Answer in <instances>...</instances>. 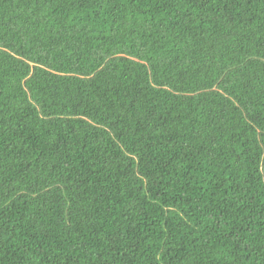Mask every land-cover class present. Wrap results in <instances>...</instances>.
Wrapping results in <instances>:
<instances>
[{"label": "trees", "instance_id": "trees-1", "mask_svg": "<svg viewBox=\"0 0 264 264\" xmlns=\"http://www.w3.org/2000/svg\"><path fill=\"white\" fill-rule=\"evenodd\" d=\"M0 264H264V0H0Z\"/></svg>", "mask_w": 264, "mask_h": 264}]
</instances>
